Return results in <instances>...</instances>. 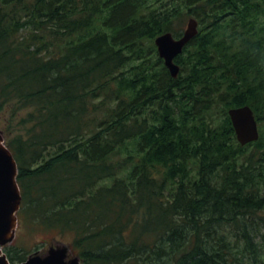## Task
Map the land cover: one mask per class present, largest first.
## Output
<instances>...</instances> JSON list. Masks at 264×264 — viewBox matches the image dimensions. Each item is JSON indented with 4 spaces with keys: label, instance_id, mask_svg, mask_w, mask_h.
<instances>
[{
    "label": "trees",
    "instance_id": "obj_1",
    "mask_svg": "<svg viewBox=\"0 0 264 264\" xmlns=\"http://www.w3.org/2000/svg\"><path fill=\"white\" fill-rule=\"evenodd\" d=\"M24 110L19 218L84 264H264V0H0V124Z\"/></svg>",
    "mask_w": 264,
    "mask_h": 264
},
{
    "label": "water",
    "instance_id": "obj_2",
    "mask_svg": "<svg viewBox=\"0 0 264 264\" xmlns=\"http://www.w3.org/2000/svg\"><path fill=\"white\" fill-rule=\"evenodd\" d=\"M200 23L191 17L183 35L176 38L168 32L156 39L160 57L174 78H178L181 67L176 58L199 35ZM238 142L246 146L259 141L261 137L259 122L253 108L249 105L229 110ZM19 163L13 150L7 144L4 133L0 130V264H12L4 249L17 239L20 226L19 213L24 196L19 183ZM14 264H84L79 255H73L71 245L54 242L45 252L36 251L27 260Z\"/></svg>",
    "mask_w": 264,
    "mask_h": 264
},
{
    "label": "rangeland",
    "instance_id": "obj_3",
    "mask_svg": "<svg viewBox=\"0 0 264 264\" xmlns=\"http://www.w3.org/2000/svg\"><path fill=\"white\" fill-rule=\"evenodd\" d=\"M191 16L182 22L178 28L183 29V32L187 29V24ZM29 110H24L22 113L14 119L11 116L7 117V122L0 124V130L4 133L7 144L8 140L14 139L17 135H24L26 138H29V129L32 128V123H24V120L29 117ZM56 152V149L50 147L48 151L45 152V158L49 159L51 154L53 155ZM53 232L45 231L44 229H35L30 223H27L22 218L20 219V226L17 233L16 241L7 246L4 251L9 255V252H12L16 256V252L19 255H25L26 259L36 252L42 251L45 252L49 249L50 244L52 245L55 241L68 243L66 240H62L61 237L56 238ZM73 255L76 253L73 252ZM18 257V256H17ZM22 261H12L11 263H21Z\"/></svg>",
    "mask_w": 264,
    "mask_h": 264
},
{
    "label": "flooded vegetation",
    "instance_id": "obj_4",
    "mask_svg": "<svg viewBox=\"0 0 264 264\" xmlns=\"http://www.w3.org/2000/svg\"><path fill=\"white\" fill-rule=\"evenodd\" d=\"M55 242H57V241H55ZM50 245H51V244H50ZM52 245H54V243H53Z\"/></svg>",
    "mask_w": 264,
    "mask_h": 264
}]
</instances>
